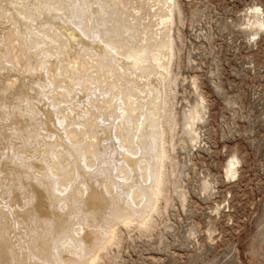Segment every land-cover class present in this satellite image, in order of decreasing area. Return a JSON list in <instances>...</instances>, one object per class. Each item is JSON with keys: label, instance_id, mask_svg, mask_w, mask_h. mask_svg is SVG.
<instances>
[{"label": "bare ground", "instance_id": "obj_1", "mask_svg": "<svg viewBox=\"0 0 264 264\" xmlns=\"http://www.w3.org/2000/svg\"><path fill=\"white\" fill-rule=\"evenodd\" d=\"M174 6L0 0V264H97L121 226H148L173 127Z\"/></svg>", "mask_w": 264, "mask_h": 264}, {"label": "rangeland", "instance_id": "obj_2", "mask_svg": "<svg viewBox=\"0 0 264 264\" xmlns=\"http://www.w3.org/2000/svg\"><path fill=\"white\" fill-rule=\"evenodd\" d=\"M174 3L164 190L97 264H264V0Z\"/></svg>", "mask_w": 264, "mask_h": 264}]
</instances>
